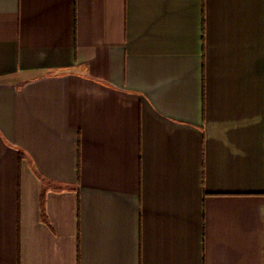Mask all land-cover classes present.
<instances>
[{
    "label": "crops",
    "instance_id": "obj_1",
    "mask_svg": "<svg viewBox=\"0 0 264 264\" xmlns=\"http://www.w3.org/2000/svg\"><path fill=\"white\" fill-rule=\"evenodd\" d=\"M0 264H264V0H0Z\"/></svg>",
    "mask_w": 264,
    "mask_h": 264
}]
</instances>
